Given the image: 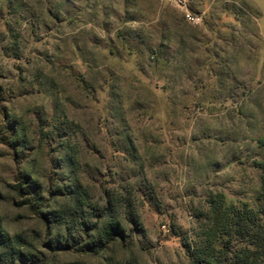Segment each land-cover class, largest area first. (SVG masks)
I'll return each mask as SVG.
<instances>
[{"label": "rangeland", "instance_id": "obj_1", "mask_svg": "<svg viewBox=\"0 0 264 264\" xmlns=\"http://www.w3.org/2000/svg\"><path fill=\"white\" fill-rule=\"evenodd\" d=\"M188 5L200 25L170 0H0V235L30 264H193L213 195L264 204V0ZM77 181L87 216L118 203L107 259L80 226L54 261L42 244Z\"/></svg>", "mask_w": 264, "mask_h": 264}, {"label": "trees", "instance_id": "obj_2", "mask_svg": "<svg viewBox=\"0 0 264 264\" xmlns=\"http://www.w3.org/2000/svg\"><path fill=\"white\" fill-rule=\"evenodd\" d=\"M14 134L15 130L11 129ZM263 171L261 193L264 198V161L258 164ZM15 180L20 193L31 195L29 206L38 200L41 188L37 180L27 173L17 172ZM77 181L70 186V200L63 206H55L43 212L46 232L42 241L54 261L55 254L66 250V244L76 228H82L84 247L94 250L107 259L110 245L125 243L129 238L127 228L119 216L117 202L107 199L96 209L98 214L87 216V192ZM264 202V200H263ZM210 223L207 238L188 246L193 264H264V204L252 207L248 203L228 202L222 193L213 195L208 201ZM58 228V235L54 228ZM62 231L66 234L61 235ZM21 240L0 235V261L10 259L12 264H30L34 255L22 249Z\"/></svg>", "mask_w": 264, "mask_h": 264}, {"label": "built area", "instance_id": "obj_3", "mask_svg": "<svg viewBox=\"0 0 264 264\" xmlns=\"http://www.w3.org/2000/svg\"><path fill=\"white\" fill-rule=\"evenodd\" d=\"M176 7L181 8L184 11L185 20L193 25H200L202 23V17L192 12L189 8L190 0H170Z\"/></svg>", "mask_w": 264, "mask_h": 264}]
</instances>
